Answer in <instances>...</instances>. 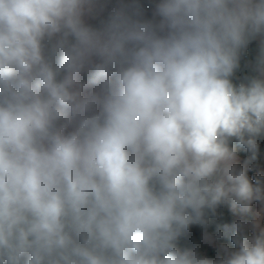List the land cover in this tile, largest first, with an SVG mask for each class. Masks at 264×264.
<instances>
[{"label": "clouds", "instance_id": "clouds-1", "mask_svg": "<svg viewBox=\"0 0 264 264\" xmlns=\"http://www.w3.org/2000/svg\"><path fill=\"white\" fill-rule=\"evenodd\" d=\"M0 264H264V0H0Z\"/></svg>", "mask_w": 264, "mask_h": 264}]
</instances>
